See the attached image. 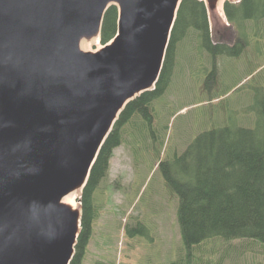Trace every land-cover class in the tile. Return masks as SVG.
I'll return each instance as SVG.
<instances>
[{"label":"water","instance_id":"water-1","mask_svg":"<svg viewBox=\"0 0 264 264\" xmlns=\"http://www.w3.org/2000/svg\"><path fill=\"white\" fill-rule=\"evenodd\" d=\"M181 2L0 0V264H71L82 213L63 198L156 87ZM111 5L116 36L84 51Z\"/></svg>","mask_w":264,"mask_h":264},{"label":"rangeland","instance_id":"rangeland-1","mask_svg":"<svg viewBox=\"0 0 264 264\" xmlns=\"http://www.w3.org/2000/svg\"><path fill=\"white\" fill-rule=\"evenodd\" d=\"M226 1L221 7L219 0L205 2L215 40L220 33L234 34L224 12ZM249 23L250 44L243 55L218 57L217 88L216 80L209 78L212 55L191 47V41L180 43L171 84L154 102V142L140 120L128 124L123 143L115 149L109 171L96 189L98 216L84 264H187L179 198L168 190L158 165L182 153L200 133L214 126L256 127V101L264 88V19ZM103 46L98 36L88 50ZM205 84L208 88L204 89ZM82 196L83 191L73 205L80 213ZM219 239L207 240L193 254L214 260L209 264H264V241L235 239L219 251Z\"/></svg>","mask_w":264,"mask_h":264},{"label":"trees","instance_id":"trees-1","mask_svg":"<svg viewBox=\"0 0 264 264\" xmlns=\"http://www.w3.org/2000/svg\"><path fill=\"white\" fill-rule=\"evenodd\" d=\"M224 12L229 26L235 29L234 34L220 33V39L215 40L205 1L182 0L156 87L127 104L92 168L83 190L82 226L71 264H83L87 255L98 216L94 195L109 171L115 149L123 143L124 128L138 119L145 130L151 131L154 142V102L171 84L180 43L191 41V47L207 50L212 55L213 70L209 78L216 80L217 88L218 57L243 55L250 44L249 20L264 19V0H227ZM119 15L117 5L107 9L100 33L103 44L116 36ZM258 94L256 127L214 126L200 133L182 153L159 162L165 185L179 198L178 219L188 248L187 264L214 262L204 255L193 254L207 240L220 238L219 251L235 239L264 241V88Z\"/></svg>","mask_w":264,"mask_h":264},{"label":"bare ground","instance_id":"bare-ground-1","mask_svg":"<svg viewBox=\"0 0 264 264\" xmlns=\"http://www.w3.org/2000/svg\"><path fill=\"white\" fill-rule=\"evenodd\" d=\"M220 1V7L223 4V0H219ZM98 36H94L91 38H87V37H83L81 39L80 42V47L81 49H83L84 51H92V50H88L89 47V43L93 40H95ZM263 92V91H262ZM82 192V187H79L78 189L70 192L69 194H67L64 198H63V202L69 204L71 207L75 208V206H73L76 202L77 197H79L80 193Z\"/></svg>","mask_w":264,"mask_h":264},{"label":"flooded vegetation","instance_id":"flooded-vegetation-1","mask_svg":"<svg viewBox=\"0 0 264 264\" xmlns=\"http://www.w3.org/2000/svg\"><path fill=\"white\" fill-rule=\"evenodd\" d=\"M83 264H84V262H83Z\"/></svg>","mask_w":264,"mask_h":264}]
</instances>
